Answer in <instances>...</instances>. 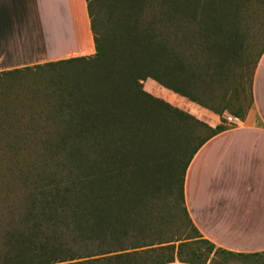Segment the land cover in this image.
Listing matches in <instances>:
<instances>
[{
    "label": "trees",
    "instance_id": "trees-1",
    "mask_svg": "<svg viewBox=\"0 0 264 264\" xmlns=\"http://www.w3.org/2000/svg\"><path fill=\"white\" fill-rule=\"evenodd\" d=\"M85 1L94 53L32 66L56 73L30 94L0 92V264H264V251L201 239L183 206L191 158L229 127L224 113L242 120L251 104L264 42L249 39L244 0ZM145 80L219 123L152 96ZM167 198L183 231L167 234Z\"/></svg>",
    "mask_w": 264,
    "mask_h": 264
},
{
    "label": "crops",
    "instance_id": "crops-1",
    "mask_svg": "<svg viewBox=\"0 0 264 264\" xmlns=\"http://www.w3.org/2000/svg\"><path fill=\"white\" fill-rule=\"evenodd\" d=\"M93 53L85 0H0V72ZM250 93L244 118L197 149L182 186L183 206L200 238L235 254L264 251V51ZM191 104L209 127L219 123Z\"/></svg>",
    "mask_w": 264,
    "mask_h": 264
},
{
    "label": "rangeland",
    "instance_id": "rangeland-1",
    "mask_svg": "<svg viewBox=\"0 0 264 264\" xmlns=\"http://www.w3.org/2000/svg\"><path fill=\"white\" fill-rule=\"evenodd\" d=\"M243 7L247 8L251 12L248 13V15H245L248 20V25L250 28L249 31V39L256 38L259 45L264 42V32H262L264 27V2L263 0H244ZM253 40V39H252ZM255 40V39H254ZM252 41L249 42L250 45ZM258 45V44H257ZM254 46V45H252ZM249 54V53H248ZM253 52L251 51V55ZM250 71V65H248L243 72L241 73V81L246 82L249 78V72ZM56 71L52 68H42V69H36L31 67L29 70H22L16 78H14L13 81H9L7 78H4L0 82V92L3 91L9 84L14 83L13 86H15L14 91H20L24 92L27 91L28 94L33 91V89L41 88V85L45 83L47 80L46 78L49 77L51 74H55ZM12 86V87H13ZM143 89L151 94L154 97L160 98L169 104H171L174 107H177L181 110H184L188 112L189 114L193 115L196 118H199V115L196 112V107L189 103L187 100L176 96L168 91H165L164 89L157 86L154 82L148 80L142 82ZM247 85L244 86V96L247 92ZM240 94V96L242 95ZM26 98V97H25ZM23 100V99H22ZM33 108H35L34 102H32ZM244 105V104H242ZM225 114V113H224ZM199 120V119H198ZM168 203L169 199L167 198V234L172 230L177 231H183V228L180 224V219H178L177 215L176 218L171 219L169 216V210H168ZM169 222L170 225H169ZM219 260V258H217ZM211 264H221L218 261H215ZM223 264H257L253 259H228Z\"/></svg>",
    "mask_w": 264,
    "mask_h": 264
},
{
    "label": "built area",
    "instance_id": "built-area-1",
    "mask_svg": "<svg viewBox=\"0 0 264 264\" xmlns=\"http://www.w3.org/2000/svg\"><path fill=\"white\" fill-rule=\"evenodd\" d=\"M226 123L228 124V126H234V125H237L239 120L235 117H232V116H226L224 117Z\"/></svg>",
    "mask_w": 264,
    "mask_h": 264
}]
</instances>
